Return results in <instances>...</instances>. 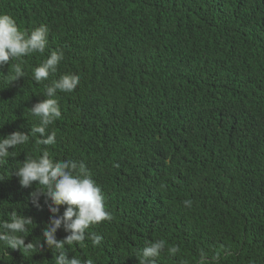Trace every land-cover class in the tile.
Segmentation results:
<instances>
[{
    "label": "trees",
    "instance_id": "16d2710c",
    "mask_svg": "<svg viewBox=\"0 0 264 264\" xmlns=\"http://www.w3.org/2000/svg\"><path fill=\"white\" fill-rule=\"evenodd\" d=\"M24 10L25 25L34 14L45 23L48 44L0 68V137L27 134L46 86L78 76L72 93L56 94L55 143L40 147L83 161L112 216L89 229L100 245L66 246L68 258L139 264L146 242L162 239L156 264H197L202 253L211 264H264V0H0V14ZM55 50L56 73L36 83ZM14 63L25 73L16 81ZM13 151L0 167V219L30 218L25 245L37 248L0 246V264H54L55 250L40 248L51 202L34 205L35 182L23 188L15 175L39 157L35 138Z\"/></svg>",
    "mask_w": 264,
    "mask_h": 264
},
{
    "label": "clouds",
    "instance_id": "9594fccd",
    "mask_svg": "<svg viewBox=\"0 0 264 264\" xmlns=\"http://www.w3.org/2000/svg\"><path fill=\"white\" fill-rule=\"evenodd\" d=\"M27 14L26 10L14 15L15 18L8 14H0V68L9 65L10 61L21 60L33 53L44 54L48 44V29L35 14L32 24L25 25L24 19ZM62 59L63 52L51 51L47 59L34 69L33 80L36 83L48 80L50 75L56 73ZM12 70L13 81L25 75L22 63L12 64ZM78 84L79 77L76 75H64L58 80H53L45 88V95L48 98L36 103L29 110L33 117L38 118V125L32 127L27 134L13 132L0 137V167L6 165L7 158L14 157V149L29 143L30 137L35 138V145L40 152L39 157H29L19 163L15 175L23 188H31L35 182L37 190L30 193L34 205L38 206L39 195H43L51 202L49 211L53 217L43 231L45 243L40 248L55 250L54 264H82L81 259L76 256L68 258L69 248L66 246H85L86 239H90L93 246L100 245L102 237L94 232L89 233V229L102 221L112 219L111 214L105 210L101 188L92 179L87 165L83 161H54L50 158L47 147H40L53 145L56 140V133L47 130L61 118L57 92L70 94ZM61 207L63 213L57 216ZM29 225H32V220L17 215L16 211H12L6 221L0 219V246L20 251L23 249L25 252L36 249L33 243L25 245V233L28 232ZM61 228L68 235L63 240H57L55 234ZM165 247L166 242L162 239L146 242V246L140 250L137 258L139 264H156L157 259L165 252ZM178 252V246L172 245L167 248L170 256H175ZM83 264H94V262L92 259H87ZM197 264H211V261L206 260L202 253Z\"/></svg>",
    "mask_w": 264,
    "mask_h": 264
}]
</instances>
